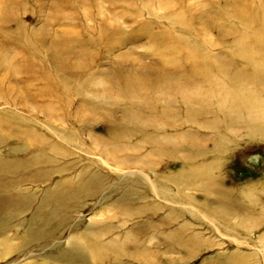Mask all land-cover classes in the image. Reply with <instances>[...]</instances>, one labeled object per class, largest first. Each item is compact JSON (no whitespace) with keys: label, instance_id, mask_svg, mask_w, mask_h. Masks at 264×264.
Returning <instances> with one entry per match:
<instances>
[{"label":"rangeland","instance_id":"374dc122","mask_svg":"<svg viewBox=\"0 0 264 264\" xmlns=\"http://www.w3.org/2000/svg\"><path fill=\"white\" fill-rule=\"evenodd\" d=\"M174 4L185 13L181 29L168 12ZM263 17L264 0H0V135L9 134L27 152L35 149L32 137L56 147L46 169L67 186L83 170L105 180V190L86 199L56 243L105 247L99 264H264V222H245L253 208L264 207V124L244 112L238 118L227 113L221 94L195 114L190 104L206 99L193 93L188 77L177 78L188 95L182 114L179 99L163 98L149 114L152 99L141 102L122 90L127 75L151 78L174 65L176 76L178 67L189 70L184 55L166 59L179 44L165 35L189 38L180 49H202L235 78L242 48L249 51L248 67L264 62ZM246 84L264 106V86L250 78ZM163 108L180 119L148 127L136 119ZM199 167L212 175L186 172ZM136 173L158 183L169 176L171 196L155 195L144 181L131 192ZM187 198L210 209L230 199L226 227L220 225L226 231L201 218ZM12 233L0 238V264H64L50 257L48 246L6 254L8 243H19ZM118 244L128 253L117 254Z\"/></svg>","mask_w":264,"mask_h":264},{"label":"bare ground","instance_id":"6f19581e","mask_svg":"<svg viewBox=\"0 0 264 264\" xmlns=\"http://www.w3.org/2000/svg\"><path fill=\"white\" fill-rule=\"evenodd\" d=\"M176 2L180 3V0H176ZM11 7H13V5H11ZM163 7L169 6L165 4ZM172 11L173 19L176 20L174 21L176 27L179 26L180 29L183 28L180 25L185 24V13L179 5L176 4H174V8H171L168 12ZM259 22L264 26V19ZM260 37L264 40V36ZM172 38L173 37L170 35H165L163 37L165 40H171L179 44L166 59H174L171 63L177 62L175 59L184 55V58L189 62V70L188 68L178 67L177 72L179 75L176 76L172 73L176 68L174 65L173 67L170 66V68L161 70L157 75L154 74L151 76V78L127 75L124 78L122 86L123 93H126L127 96L137 97L141 102L143 98L152 99L153 102H149L150 104L146 108V112L149 114L153 112V103L165 100L163 98H168L170 100L179 99V102H181L180 104H183L181 107L182 110L179 111V113L182 114L181 112L183 109L187 107V105H184L183 101H188V95L183 92L185 91V87L177 84V78L178 76L188 77L189 83L193 86V93L201 95V98L206 99V101H202L200 104L194 101L190 104L192 108H196L197 111L195 114H202L205 105H210L207 101L212 102L217 95L219 96L221 94L224 104L226 105L225 111L227 113H234L238 118L242 115V112H244L249 121L255 124L259 123V126L264 124V106L261 103L255 102V100L253 101V98L257 97V92L254 95L255 91L253 87L246 84V81L250 78L253 84L256 83L254 86H264V62H259L257 66L248 67L250 60L247 55L249 51H247L246 48H242L244 52L238 56L239 59L237 61L240 65L242 64L243 67L238 70V76L234 78V75L228 74L230 71H226V66H217V64H215L216 62H209L210 56L202 49H198L196 46L188 51L180 49L179 47L181 44L187 43L186 40L190 41L189 38L182 40ZM251 40L253 42H262L258 36H253ZM59 65L61 69L66 67V64L64 62L61 63V61H59ZM26 70L27 69H24V72ZM191 72L194 73V77L190 75ZM164 79L168 81L167 84L163 83ZM242 82L244 84L241 85L240 83ZM142 106L145 107V105ZM165 109L166 108H163V110H159V112H154L150 117L138 115L139 118L136 119H142V123L145 127L163 126L166 123L175 122V119H180L178 116L180 114L177 113L174 117L170 111ZM190 109L186 110L187 115L194 117ZM183 116L184 114L181 115V117ZM12 138L13 137L9 136V134L0 135V238L7 239V234L14 232L12 235L14 234L19 243L13 247L8 246V243L6 254L12 251L23 252L24 249H32L38 252L41 250V247L48 246L50 254H52L50 257L64 264L103 263L107 255L105 247H97L91 244L78 246L73 243H69L67 247H62L60 244L56 243L66 230V225L69 226L72 224V215L84 208L83 203L86 199L97 197L105 190V180L104 177H102V173H98L97 171L87 173V170H83L81 173L83 176L78 177V180L72 183L71 186H67V184H65L66 182L62 181L61 178L60 180L59 178H54V176H56L55 172L46 169L47 165L51 162V156H53L51 152H57L56 147L48 146L43 141L32 137L29 138V143L35 149L31 152H27L29 149L25 146L18 145L14 143V141L11 142L13 140ZM193 146L192 144V147ZM186 172H194L195 176L200 177H210L212 175V171L206 167L194 168ZM141 174L139 175L136 173L132 179L130 185L131 192H134L135 187L144 181L155 195L160 194L162 198L165 194L167 198L168 195L171 196L170 184L174 183H171L169 176L163 174L161 176L159 175L160 179L164 182L158 183L157 181L150 182L147 175ZM155 178L156 180L158 178L156 174ZM48 183H50V185L47 188L39 192L37 191L36 188H38V186ZM25 186H30V188H26ZM34 187L37 192L32 190ZM112 192L113 188H110L107 192L108 196ZM229 200L230 199H223L219 207L210 209L204 203L194 202L192 199L187 198V201L193 205L195 203L196 207L202 211L203 214L197 212L198 215L220 232L226 231L225 228L222 229L221 227L225 226L227 223L228 212L226 207L232 206ZM253 210L254 208L249 213L245 222H248L250 225H255L259 221L263 223L264 207L262 206L258 212L256 211L257 213ZM176 214L179 215V212ZM205 215L212 219L207 218ZM241 228L248 229V227L245 226ZM236 238L237 237H233L231 241L238 242V244L242 246V243H240L241 240ZM127 242L128 244H133L135 249H140L139 242L135 238H130ZM124 244H118L121 249L119 246L116 247L115 252L117 254L127 252L126 248L122 246ZM84 251H88L87 253L89 254H85ZM140 252L144 256L143 250ZM238 262H241V260Z\"/></svg>","mask_w":264,"mask_h":264}]
</instances>
